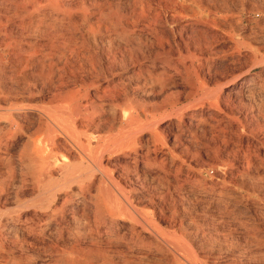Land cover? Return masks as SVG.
<instances>
[{"label":"rangeland","instance_id":"obj_1","mask_svg":"<svg viewBox=\"0 0 264 264\" xmlns=\"http://www.w3.org/2000/svg\"><path fill=\"white\" fill-rule=\"evenodd\" d=\"M164 1L143 0L153 9L150 20L153 18V13L159 11L161 21L157 25L159 24L158 27L163 29V39H166L164 40L165 47L162 50L161 48L156 51L152 49L149 51L150 54L146 51V57H148L144 58V63L147 67L150 66L149 69L153 75L150 78L147 73L145 74L152 81L148 80V84H146L147 89L150 88L148 94L144 93L143 95L132 88L137 82L144 81L142 77L132 78V81H128L126 77L138 71V64L133 63L132 58L129 57L130 53L125 51L123 55L127 59V65L126 62H121L123 58L121 51L126 46L124 42L121 39H116L117 43L119 42L117 47L116 42L109 41L108 35L104 33L103 29L102 33L88 35L89 49L85 47L86 45H81L78 42L77 52L68 47L69 41L59 42L63 46L61 49L57 42H53L57 38L58 32H52V34L39 32L30 38L34 42V45L30 47V52L37 53L41 49L38 52L39 55L36 54V56L37 61L42 59L44 70L48 67V59L61 64L66 58L67 64L74 67L80 65L86 70H90V67L95 65L94 67L103 73L106 71V66L113 64L114 73L118 72L124 76V81L129 83L127 84L128 91L137 100V102L127 105L130 107L125 106L127 108H125V113L130 108V111H133L141 99L151 104L152 111L149 113L151 116L148 115L149 124L144 126L137 125L131 126V128L127 125L124 126L126 118L121 117L114 131L107 133L99 131L100 129L87 125L84 119L80 120L82 116L87 117L92 112L91 107L82 108V115L77 119L81 141L89 142L88 146L91 148L93 159L101 153L106 156L102 160V165L104 164V167L110 169V171L107 169L106 171H109L107 173L115 179V184L111 187L113 191L115 189L113 199L116 201L114 203L118 200L123 201L125 205L132 202L131 205L138 207V215L134 213L136 217L139 216L138 219L144 217L143 219L147 220L146 217H149L150 222L154 220L153 224L159 225L161 231L170 233V235L175 232L184 243L187 239V245L194 248L192 250L204 261V264H264V0ZM186 6L192 7L194 13L186 11ZM191 25L196 27L194 31L196 37L193 33L194 36L189 38ZM98 37H102V41ZM78 39L80 41V38ZM166 41H169L175 49H170ZM168 49L172 53L168 54ZM45 51L47 53L55 52L57 55H49L50 53L47 54ZM190 55L194 56L192 57L194 63L191 70L193 82L187 77V71L184 68V65L190 63ZM58 56H61V61L57 59ZM112 56L116 57L112 59ZM6 59L8 60V58ZM124 64L128 68L123 69ZM36 66L37 63H34L25 67L27 69H18V73L12 74L15 77L10 74L5 78V81L9 80L8 77L11 78L10 81H14L18 77L20 84L27 85L26 80L22 78L21 70H28L30 77V74L33 76L32 69L35 71ZM41 67L40 64L37 66V68ZM160 70L161 72L167 71L172 77L165 78L167 75H161ZM79 73L81 74V72ZM100 74L99 81L104 86V77ZM92 75L95 76L94 73ZM42 81V79L37 80L39 87H42ZM6 83L11 85L13 82ZM72 85L71 83L70 87L73 90L83 91L79 84H75L76 88ZM156 91L159 93L157 94ZM48 96L49 94L43 91L33 100L39 104L45 103L47 106L56 105V102L51 104L48 102ZM17 98L22 100L27 96L20 95ZM163 100L166 101V104ZM155 103L157 104L155 105ZM162 103L163 106H166L161 107ZM179 120L182 121L177 127L176 123ZM126 128L132 130L128 129L129 131H127ZM102 134L110 136L107 142L101 140V142L103 141L101 143L98 139V136ZM25 139V136L21 135L10 142L12 145L8 152L11 154V160L4 159L1 163L3 173L0 175V222L2 223H0V264H71L72 258H74L70 249L72 242L75 243V247L79 248L80 258L84 257L87 260L91 258L90 264H123L122 257L113 251L117 247V243H113V250H111L112 248L109 250L113 252L105 251L103 253L98 251L94 245L84 242L87 237L82 234V230L86 226L85 232H88L89 228L95 229L94 226L97 225L96 229L99 227L103 234L104 229H107L103 223L110 222L109 218H106V221H102V219L97 221L98 218L95 217L96 210L93 206L95 199L93 198L98 194H104V191L98 188L101 187L97 179L100 177V173L97 168L92 172L95 166L90 162L91 160L83 156L75 143L72 141L71 143L59 133L58 139L61 143L64 142V139L67 141L55 149L57 162L66 161V165H61V170H66V174L59 170L58 163L54 161L51 167V176L38 181L36 179L38 175L32 172L33 168L18 160L19 153L24 150L23 141ZM113 143L115 145L112 146ZM129 147L131 148L129 149ZM105 148L108 149L107 152H105ZM114 148L115 150H113ZM108 151L109 153L111 151V154ZM3 152H5L4 148L0 150L4 156ZM110 166L112 167L110 168ZM89 171L91 173H87ZM79 172L85 177V182L75 179L77 183L74 180H68L65 185H62L64 177ZM86 181L90 182V189L79 190V185L86 184ZM46 183L51 186L57 184L55 188L57 196L51 203V207L59 208L65 193L69 191V194L70 192L72 194L71 199L64 207L68 222L66 226L68 229L70 228V231L68 232L67 229L61 240L47 235L46 225L53 221L48 218L50 208H41L37 205V200L43 193L42 187ZM59 183L61 187L58 185ZM2 185L3 187H1ZM249 194L251 195L249 196ZM90 195L94 196L90 197ZM83 196H86V201L82 200ZM33 198L36 200L34 201ZM80 200L85 204L81 205ZM127 207L130 209L129 206ZM226 209L235 212L234 217L230 218L231 216L226 215ZM120 211L118 210L117 213ZM81 212L83 213L81 214ZM46 213L48 214L46 215ZM143 213L146 217L143 216ZM71 214L73 218L70 217ZM88 214L91 215L89 218L86 216ZM119 214L117 215L118 222L122 221L120 220L122 216ZM23 218L30 220L25 222ZM7 220H9L8 224L4 225ZM236 221H241L242 226ZM10 225L21 226L22 230L16 234L9 229ZM41 225L43 228L40 227ZM49 225H53V222ZM29 227H33V231ZM116 227L120 233L124 229L122 226H114L115 229ZM39 228H42L43 231L39 232ZM80 233L81 235H79ZM89 246L94 249L91 248L89 251ZM124 253L131 256L130 251L126 248ZM130 256L128 257L131 258ZM155 256L157 254L153 251L149 258L142 259L143 264L152 263L151 258ZM121 260L123 261L121 262Z\"/></svg>","mask_w":264,"mask_h":264},{"label":"bare ground","instance_id":"obj_2","mask_svg":"<svg viewBox=\"0 0 264 264\" xmlns=\"http://www.w3.org/2000/svg\"><path fill=\"white\" fill-rule=\"evenodd\" d=\"M147 1H149V0H147ZM159 1L160 0H158V2ZM181 1H183V0H181ZM186 1L192 2L194 0H186ZM145 3H147V2H145ZM145 3L143 2V0H0V150L2 148H4V151H5V152H3L5 154L4 156L2 155V153H0V175L3 173L1 170L2 161L4 159L5 160L7 159V161L11 160V154H9V152H8L9 147L12 145V143H10V142H13L17 137L24 135L26 138L25 141H23L24 143L22 142L24 145V147H23L24 150L21 151V153H19V156H18L19 162L26 164V166L32 167L34 170L32 172L36 173L38 175L36 177V179L38 181L39 180L42 181L44 177H50L52 174L51 173L52 164L54 163V161L56 163H58L57 162V154H56L55 149H57V147L61 146L62 143L64 144V142L66 143V141H67L64 139V142L61 143V141L58 139V135H59V133H61L70 142L72 141L73 143H75V145L78 147L79 151L82 152V154H83V156H85V158H87L88 160L89 159L91 160L90 162H92V164L95 166V167H93L92 172H94V169L97 168L98 172L100 173V177H98L97 179L99 180V182L101 184V187H98V188H99V190L102 189L104 191V194H98L97 196H95V198H93V199H95L93 202V206L95 207V210H96L95 211V217L98 218V219H96L97 221L98 220L101 221V219H102V221H104L106 218H109L110 222H108V223L104 222L107 224L103 223V225L107 226V229L106 230L104 229V231L102 232L104 234V236H103V234H101L102 230L100 231L99 227H98V229H96L97 225L94 226L95 229L89 228L88 232L84 231L85 228L87 227L86 226L84 228V230H82L83 231L82 234L87 237L86 239L84 238L85 239L84 242H86L90 245H94V247H97L98 251H101L103 253L105 251L108 252L111 248H112L111 250H113L112 244L117 243V247L113 251H114V253L117 252L118 255H120V257H122V259L124 261L121 260V262L123 261V264H129V263L130 264H143L142 259L144 257L149 258L150 253H152L153 251L156 252L157 256L151 258L152 259L151 261H153L152 263H150V262L145 263L146 261L144 260L145 264H204L203 263L204 261L202 259H200L198 257V255H196L197 253L196 254L194 253L195 252L194 250H192L193 247L191 248L190 245H187V239L185 241L186 243H184L178 238L179 236H177L175 232L170 235V233L168 234V233H165L164 231H161V229L159 228V225L157 226V224L156 225L153 224L154 220L152 222H150L151 221L150 218L146 217L144 213H143L144 214L143 216L148 218L149 221H148V219L147 220L143 219L144 217L141 218L142 220L138 219L139 216L136 217V215L134 214V213L137 214V208L138 207L136 208L135 206L131 205L132 204L131 201H130L131 203H127V205H125L123 203V201H119V200L116 203H114V201H116L115 199H113L114 198L113 192L115 191V189L113 191L111 187L114 186L115 179L113 178V176L111 174L107 173L110 171V169H107L106 167H104V164L102 165V160H103L105 155H103L101 153L99 156H95V159H93V156L91 153V148L88 146L89 142L86 141L87 143H85V142L81 141V138H80V133L78 131L80 127L78 128L79 125L77 124V119H79V117L82 115V113H81L82 108L91 107L92 112H90V114L87 117L82 116L80 118V120L84 119V121L87 125L92 126V127L94 126L95 128L100 129L99 131L107 133V132H112L115 130V128L117 127L116 124L118 123L119 118H121V117L126 118V120L124 119L126 124H123V125L124 126L127 125L130 128H131V126L133 127V126H137V125H143V126L148 125L149 124L148 115H150L149 113H150V111H152L150 109V108H152V106L150 107L151 104H149V102H147L146 100L141 99V101L135 105L133 111L132 110L130 111V109H131L130 108L125 113V108L130 107L127 105L128 104L130 105L131 102H135V101L137 102V100L128 91L127 84H129V83H126L127 81L126 82L124 81V79H123L124 76H121L118 72L114 73V71H113L114 67L112 66L113 64L111 62L112 60L110 61L112 65L106 66V68H105L106 71H104V73H103V71L97 70L94 67L95 65L90 67V70L89 69L86 70L85 68H84L85 69L84 70L83 67H80V65L76 66V67L71 66V65L66 63V61H65L66 58H64L65 60H63L61 64L55 63L54 60H53V62H51L50 59H48L49 60V63L47 62L48 67L46 66L47 68H46V70H44V68H43L44 63L41 62L42 59H38L39 61H37V56H36V54L39 55L38 52L41 49H39V51L37 53H35L34 51H33L34 53L30 52V49H31L30 47H32L34 45L33 44L34 42L30 38L39 32L45 33V34H52V32H58V35H56L57 38L54 39L53 42H57V45H59L60 49H61L62 45L59 44V42L61 43V42L69 41L70 45L72 44L73 46L68 45V47H71L72 51L77 52L78 42H80L81 45H86L85 47H87V49H89V42L87 41L88 35L100 33L101 31L104 30V33L106 35H108L109 41L114 42V43L116 42L117 47L119 46V42L117 43L116 39H121V41L124 42V44L126 45L123 47L122 51L120 50L122 52L121 55L123 57L121 59L122 60L121 62L125 63L127 61L126 57L123 55V52L125 51V52L130 53L129 57L132 58L133 63L136 62L138 64V68H137L138 71L132 75H129V76L127 75L126 77H127L128 81L131 80L132 78H138L139 79V77H142V80H144V81L142 83L137 82L132 88L136 91L143 93V95H144V93L148 94L150 88L148 90L146 84H148L147 81L150 79L147 78L148 77L147 75H149V77H150L152 75V73H151V70L149 69L150 66L147 67V65L144 63V58L146 57V51L149 52L152 49H154L156 51V49H159V48H161V50H162V48L165 47L166 43H164V40H166V39H163V37H164L163 29L158 27L159 24L157 25V23H160V21H161L159 11H156L155 13H153V18H152L153 20L152 19L150 20L151 10H153V9H151V7ZM148 4H150V3L148 2ZM185 9H186V11H189L192 14L194 13V10L192 7L186 6ZM172 19H174V18H172ZM190 24H191V22H190ZM195 29H196L195 26H193V25L190 26V29H189L190 30V37L189 38H192L194 36ZM135 30H137V31H135ZM113 33H114V35L112 36ZM198 34H199V32H198ZM102 35H104V34H102ZM195 37H196V34H195ZM78 38H80V41ZM98 38L100 40L102 39V37H98ZM104 41H106V40H104ZM175 43H176V41H175ZM167 45L170 49L174 48V47H172L173 45L169 41L167 42ZM175 45H177V44H175ZM36 46H37V44H36ZM91 47H92V45H91ZM121 47H122V45H121ZM108 48H109V46H108ZM186 48H187V46H186ZM66 49L67 48H65L63 50H66ZM170 49H168V54H170V52H171V51L169 52ZM187 49H186V51H187ZM58 51H59V47H58ZM172 51H175V50H172ZM42 53H44V52H42ZM49 53H47V54H49ZM62 53L63 52L61 50V54ZM160 53H158V55H160ZM55 54H56L55 52H51L49 55L54 56ZM149 54H150V52H149ZM166 54H167V52H166ZM49 55H47V56H49ZM59 55H60V53H59ZM151 55H152V53H151ZM154 55H156V54L154 53ZM179 55L181 56L180 53H179ZM106 56H108V55H106ZM180 56L178 58H180ZM114 57H116V56H112L111 58L114 59ZM192 57H194V56L190 55V57H189L190 63L188 65H184V68L187 71V77H189V79L193 82L194 80H193V74H192L191 70L193 69V63L194 62H193ZM6 58H8V60ZM51 58H53V57H51ZM62 58H63V56H62ZM57 59H59V61H61L60 60L61 56H58ZM57 59H56V61H57ZM97 59H99V58H97ZM34 63H37V66L40 64V66H42V67L37 68V66H36L35 71H34V69H32L33 70L32 71L33 76H31V74H30V77H29L28 72H27L28 70L27 71L21 70L22 76H23L22 78H24V80H26L27 85H25L24 83H23L24 85L20 84L18 79H17L18 77L16 78V80L13 78L14 81H10L11 78L8 77L9 80H8V78H7V80L9 82H13V83L11 85H8L6 83L8 81H5V78L8 75L11 74V76H12V74L17 72L18 69L19 70L20 69H27L25 67L33 65ZM16 64L18 65L19 68L18 67L16 68ZM126 65H127V62H126ZM126 65L125 64L123 65V67H124L123 69H125L127 67ZM12 66H14V67H12ZM116 69H117V67H116ZM79 72H81V74ZM105 72L107 73V75ZM93 73L95 74V76L92 75ZM99 73H101L104 77V83H105L104 86L102 84H100ZM146 73H147V75H145ZM160 74L161 75L163 74V76L167 75V76H165V78H171L172 77L171 74L165 70L162 72L160 70ZM13 75H15V74H13ZM88 75H89V77H88ZM115 75H116V77H115ZM144 75L146 78L144 77ZM158 75L159 74H157V76ZM12 77H15V76H12ZM161 78H162V76H161ZM39 79L43 80L42 85H41L42 87H39L37 85V80H39ZM152 79H153V77H152ZM20 80H21V77H20ZM187 80H188V78H187ZM150 82H152V81L150 80ZM71 83L74 85V87H75V84L76 85L79 84L80 88L83 91L80 92L79 90H77V91L73 90L70 87ZM37 86L40 89L39 88L37 89ZM43 91L45 93L49 94V96H48L49 99L47 98L48 102L50 104L53 102H56V105L47 106V105H45V103L39 104V103L34 102L35 100H33V98L36 97L37 95H40ZM158 93L159 92H157V94ZM20 95L22 97L24 95H26L27 98H22V100L21 99L19 100L17 97H19ZM163 97H164V95H163ZM41 99H40V101H42ZM164 102H165L164 104H166V101H164ZM156 104L157 103H155V105ZM153 105H154V103H153ZM159 105H158V107H159ZM162 106H163V103H162L161 107ZM164 106H166V105H164ZM156 109H154V111H156ZM150 119H151V117H150ZM181 121L179 120L178 123H176L177 127L179 126ZM79 123H80V121H79ZM187 123H188V121H187ZM84 124H81V125H84ZM31 129H32V131H30ZM122 129H124V128H122ZM128 129L126 128L125 130L129 131L130 129L129 130ZM137 133H139V132H137ZM157 133H159V132H157ZM38 134H40V135H38ZM153 136L155 137V135H153ZM111 137H112V135H111ZM109 138H110V136H106V135L104 136V134L98 136V139L100 140V142H101V140H103L104 142H107V140ZM133 139H135V138H133ZM84 141H85V139H84ZM114 143L112 144V146L117 144V142L115 144ZM148 144H150V143H148ZM146 146H147V143H146ZM127 147H126V149H127ZM101 148H102V146H101ZM108 148H109V145H108ZM110 148H112V147L110 146ZM115 148L113 150H115ZM130 148L131 147H129V149ZM102 149H101V152H102ZM107 150L108 149H106L105 152H107ZM154 150H156V149H154ZM108 153H109V151H108ZM109 154H111V151ZM59 163H58L59 170L66 174V170L65 171L61 170L62 166H63L62 164L66 165V161L60 160ZM106 163L108 164V161ZM109 165H111V163H109ZM92 166H90V167H92ZM111 167L112 166H110V168ZM90 169H92V168H90ZM106 169L109 171H106ZM86 170L88 171V168ZM86 170H85V172L83 171L84 175L86 173ZM111 171H112V169H111ZM80 172L71 174L70 176H67V177H64L62 185H65L68 180L69 181L74 180L75 182L77 180L81 181V182L82 181L85 182V177H83L82 176L83 173L81 172L82 173L81 174ZM87 173H91V171H89ZM89 177H91V176H89ZM96 177H94V178H96ZM75 179H77V180H75ZM3 180H4V178H3ZM5 181H6V179H5ZM116 183L119 184L118 182H116ZM46 184H45V186L42 187L43 193L41 194V198L38 197L39 199L37 200V205L41 208H43V207L50 208V210L48 209L50 211L48 218L50 221L53 220L52 221L53 225H49L52 222L46 225L47 235H49L55 239L60 238V240H61V238H63L62 236L64 235V232H66L68 229L66 226V224L68 223L67 218H66L67 215L64 211V209H65L64 207H65L66 203L71 199L72 194H71V192L69 194V191L65 193L64 198H62L61 206L59 208H57L56 206L51 207V205H52L51 203L55 201L56 196H57L56 191H55L57 184L54 186L53 185L51 186V184H47V185ZM58 185L61 187L60 183ZM89 186H90V182L86 181V184L79 185V188H80L79 190H82L84 188L86 190H88ZM1 187H3V185ZM19 192H17V193H19ZM15 193H16V191H15ZM241 195H243V194H241ZM241 195H239V196H241ZM250 195L251 194H249V196ZM0 196H1V194H0ZM92 196H94V195H90V197H92ZM187 196H189V195H187ZM179 198H180V196H179ZM191 198H192V196L189 199L191 200ZM193 198H194V196H193ZM233 198L235 199L236 197H233ZM237 198H239V197H237ZM242 198H244V197H242ZM35 200L36 199H34V201ZM82 200L86 201V196H83ZM83 201H81L82 202L81 205L85 204ZM127 206H129L130 209H128ZM94 207H93V209H94ZM84 209H85V207H84ZM118 210H121L118 213H120L119 215L122 216V218L120 219L122 221H119V222L117 220V219H119L117 216ZM225 211L227 213L226 215L231 216L230 218H232V216L234 217L235 212H233L231 209L228 211L226 209ZM220 212H222V211L220 210ZM72 213H74V212H72ZM82 213L83 212H81V214ZM47 214L48 213H46V215ZM141 214H142V212H141ZM89 215L90 214H88L86 216H88V218H89ZM71 216H72V214L70 215V217ZM93 216H94V214H93ZM235 216H236V214H235ZM23 217H25V216H23ZM72 218H73V216H72ZM94 218H93V220H95ZM27 220H30V219L23 218V221L26 222ZM43 220H45V219H43ZM86 220L89 221V219H86ZM8 221L9 220L5 221L4 225L8 224ZM236 222H238L239 225L242 226L241 221H236ZM154 223H155V221H154ZM44 224H46V223H44ZM89 224H91V223H89ZM114 226H122V228H124V229L120 233V232H118V228L116 227V229H115ZM40 227H42V225ZM137 227H138V229H137ZM42 228H39V232L43 231ZM9 229L17 234L18 232H20L22 230V227L17 226V225H10ZM30 229H32L31 231H33V227ZM69 229H68V232L70 231ZM79 235H81V233ZM49 236H48V238L51 239V237H49ZM67 237H68V235H67ZM69 244H71V243H69ZM74 244L75 243L72 242V244L70 246L71 252H72V254H74V258H72L71 264H90L89 261H91V258L88 257L90 260H87L84 257L80 258V256H79L80 251H78L79 248L75 247ZM68 246L69 245L67 244V247ZM91 248L94 249L92 246L91 247L89 246V251L91 250ZM123 248L128 249V251H130V253H131V256L124 253ZM93 251H96V250H93ZM113 251H111V252H113ZM125 251H127V250H125ZM71 252H69V253H71ZM108 255H110V254H108ZM128 256H130L131 258H129Z\"/></svg>","mask_w":264,"mask_h":264}]
</instances>
